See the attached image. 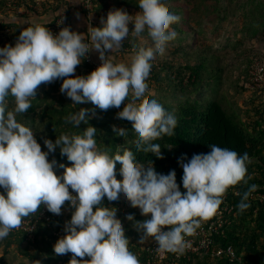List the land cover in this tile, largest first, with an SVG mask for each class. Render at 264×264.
Segmentation results:
<instances>
[{
    "label": "clouds",
    "instance_id": "clouds-1",
    "mask_svg": "<svg viewBox=\"0 0 264 264\" xmlns=\"http://www.w3.org/2000/svg\"><path fill=\"white\" fill-rule=\"evenodd\" d=\"M168 4L169 0H140V14L135 17L123 9L109 11L106 19L101 18V27L88 30L91 44L85 42L84 34L70 27L54 34L48 27L35 24L19 34L14 46L0 47V241L42 205L61 215L67 202L74 211L65 223L66 235L54 245L55 254L72 253L70 264H79L76 257H86L91 264H140L130 251L118 215L101 211L106 204L116 207L127 199L141 215L149 217L141 222L134 214L126 216L142 232L140 243L154 237L158 251L182 255L191 247L186 237L217 213L229 188L251 178L247 152L239 154L212 144L208 153L179 160L182 192L174 169L158 173L133 154L110 159L98 149L97 128L92 125L82 134H61L54 142L45 139L46 150H42L33 130L17 120V114L32 107L31 100L41 84L62 80L60 91L73 104L90 102L100 110L123 112L118 122L131 126L139 138L137 152L162 159L161 146L155 141L175 135L178 121L156 99H148V85L158 59L178 35L173 25L180 17L166 10ZM130 24L134 26L131 33ZM129 35L138 42L146 37L151 41V47L134 50L136 58L130 67L106 55L120 49ZM92 50L99 53L101 65L87 76L74 75ZM9 96L15 101L12 110ZM126 105L130 107L124 112ZM90 111L94 109L80 108L65 117V122L77 128L82 123L89 125ZM115 135L127 139L129 133L117 130ZM57 149L71 162V166L59 165L64 169L62 175L55 171L56 159L49 160ZM257 189L253 184L240 194L237 208L241 213L250 207L249 197Z\"/></svg>",
    "mask_w": 264,
    "mask_h": 264
},
{
    "label": "trees",
    "instance_id": "trees-1",
    "mask_svg": "<svg viewBox=\"0 0 264 264\" xmlns=\"http://www.w3.org/2000/svg\"><path fill=\"white\" fill-rule=\"evenodd\" d=\"M16 2L18 5H33L32 14L23 15L28 20L33 17L46 18L50 16L49 23L43 25L46 27H50L58 13L64 10L67 14L68 27L72 28L70 7L66 6L68 5L66 0H16ZM139 2L140 0H107L102 5L99 0H94V10L108 14L111 10L123 9L135 17L139 13L133 8H139ZM7 4L8 0H0V16L10 15V19H15V16L19 17V15H13L14 13L8 9ZM99 4L102 5V8ZM259 5L263 7L262 4ZM185 6L182 5L178 8L167 5L166 7L167 11L180 17L179 22L173 25L178 33L176 39L180 34L191 38L198 29L196 25L190 24V11L183 10ZM48 11L54 13L51 15ZM262 11L260 6H255L254 25L260 26L258 29L255 28V33L258 32L260 35L255 39L252 47L240 51L239 56H233L235 58L230 56L225 59L226 61L237 60L238 66L232 64V67H229L230 64H226L223 56L214 55L211 50L200 44L195 45L194 37L192 38L193 45L189 42L169 43L165 55L158 59L148 85L151 89L148 99H156L178 121L175 135L164 136L155 141L161 146L162 159L153 153L137 152L139 138L132 132L131 126L118 122L123 112L116 113L112 108L106 111L100 110L90 102L81 105L73 104L71 99L60 91L62 80H56L50 84V87L58 93L57 98L52 97L51 100V91L47 92L44 88L47 104H42L44 102L35 101V98L40 96L37 91L36 97L31 100L32 107L26 113L17 114V120L30 127L33 132L43 133L41 135L44 138H37L41 143L42 150H46L43 144L45 139H51L54 142L61 134H82L86 127L92 125L97 128L95 138L98 149L105 152L110 159L114 160L118 157L125 159L127 154H133L143 165L154 166L158 173L167 174L174 169L177 173V183L180 184L183 191L185 189L182 186L183 169L179 164L180 159L185 156L190 159L193 154L208 153L211 150L209 145L212 144L235 150L239 154L247 152L251 158V163L247 166L248 176L251 178L247 179V183L242 182L229 188L226 192L227 201L230 205L235 206L237 216L233 218L225 236L216 239V246L232 247L236 259L232 260L228 255L208 256L197 258L195 262L182 261L181 264H264V205L258 199L259 194L264 195V99L261 97L262 93L255 92L253 97L240 104L231 97L229 98L228 92L221 87L226 81L228 82V79L230 81L234 79V86L240 94L250 92L247 87L250 73L256 62L264 56V24L257 23L261 21L259 19L264 18L261 14ZM247 14H249L248 17L253 14V11L251 10ZM10 26L13 27L14 34L19 36L25 28L33 26V24L24 28L19 24H10ZM129 28L131 33L134 26L130 24ZM12 45L14 46L15 43ZM149 47H151L149 42L145 40L138 42L129 35L123 41L119 52L126 53L128 50L135 52V49ZM92 71L94 69L83 59L77 66V73L74 75L87 76ZM7 100L9 110H12L15 107L14 98L9 96ZM80 108L94 109L88 113L91 117L89 125L82 123L77 128L66 123L65 117L77 112ZM128 109L127 105L123 111L126 112ZM117 130L129 133L128 138H118L115 135ZM53 158L57 161L55 167L57 175H62L64 171L59 167L60 164L71 166V162L66 157H61L59 149L49 156V160ZM119 172H122V169H118ZM117 182L121 185L124 183L119 179ZM253 184L258 185V189L251 193H254V198H251V195L249 197L250 207L241 213L237 208L241 198L240 194L247 191ZM119 208V206L113 207L106 204L101 211H110L112 214L118 215V218L126 214H134L135 218L139 215L138 208L128 211ZM133 232L137 238L129 243L130 251L136 256L141 253L142 258L140 259L145 261L148 255L145 252L146 245L139 242L141 232L135 230ZM9 254L26 258L31 264L37 260L42 261V264L54 263L50 237L45 234H37L36 244L33 245L26 244L25 236L20 233L9 234L8 237L0 241V262L5 255ZM72 259L73 254L69 264ZM76 259L80 260L79 264H91V261H88L86 257H76Z\"/></svg>",
    "mask_w": 264,
    "mask_h": 264
},
{
    "label": "built area",
    "instance_id": "built-area-1",
    "mask_svg": "<svg viewBox=\"0 0 264 264\" xmlns=\"http://www.w3.org/2000/svg\"><path fill=\"white\" fill-rule=\"evenodd\" d=\"M79 5L86 12L87 18L91 19L94 11V0H79ZM7 6L11 12L17 15H31L32 9H34L32 4L18 5L16 0H8ZM36 9L40 10L39 8ZM64 27H68V19L66 12L62 10L58 13L57 18L48 29L54 34H58ZM6 33L7 35L5 37L10 40L7 44L16 43L18 36L14 34V29L11 32L7 30ZM85 42L91 44L89 37ZM94 51L95 50L89 52L87 58H85V62L95 70L101 65L102 61L94 58ZM247 87L251 92L264 94V56L256 62L251 71ZM121 186H123V184ZM181 191L183 192V190ZM251 198H254V193L251 194ZM258 199L264 205V195L259 194ZM119 207L125 211L133 209L127 199H122ZM73 211L74 209L67 202L62 206L61 215H55L49 212L46 206L42 205L37 213L24 218L21 226L17 229H13L10 234L20 233L24 235L26 244L29 245L36 244L37 234L49 236L52 247V257L54 258L53 264H69L72 253L57 255L54 253V245L60 238L66 235L64 231L65 223L71 219ZM137 211L139 212L138 217L142 216L141 221L149 218L141 215L139 208ZM236 216L237 212L235 206L228 203L227 195L225 194L223 203L219 207L217 213L206 221H203L201 227L194 235L186 237V239L191 241V247L187 249L184 254L177 255L158 251V244L155 238L152 237L151 241L146 244L145 247V252L148 255L146 260L143 261L140 259L142 258L141 253L137 255L140 264H181L182 261L189 263L195 262L197 258L208 256L221 257L225 255H228L234 260L236 259L234 249L232 247L224 248L216 246V239L225 236L227 228L231 226L233 218ZM0 264L3 263L0 262Z\"/></svg>",
    "mask_w": 264,
    "mask_h": 264
},
{
    "label": "rangeland",
    "instance_id": "rangeland-1",
    "mask_svg": "<svg viewBox=\"0 0 264 264\" xmlns=\"http://www.w3.org/2000/svg\"><path fill=\"white\" fill-rule=\"evenodd\" d=\"M259 4H262L263 7ZM168 5H171L172 7L177 6L178 8L182 5H186L187 7H185L187 10L185 7L183 10L187 12L190 11V24L196 25L198 28L193 36L195 39V45L200 44L202 47L208 48L214 55L223 56L224 60L230 58V56L235 58L233 56H239L240 51L250 49L255 42V39L260 35L258 32L255 33V28L258 29V27H260L257 24L254 25L255 6H260V9L263 10L261 14L264 16V0H169ZM133 9L137 10L140 14L139 8L134 7ZM251 10L253 11V14L247 17V15H249L247 12H250ZM49 13L52 15L54 12L51 11ZM13 15L15 16L17 14ZM9 17L10 15L0 16V47L5 46L10 41L5 37L7 35V30H10V32L13 30V27H11L10 24H19V26H22V23H28V19L23 17V15H19V17L15 16V19H10ZM259 20L261 21L257 23L264 24V18ZM193 37L188 38L187 36L180 34L178 39H175L170 43L189 42L193 45ZM87 38L88 35H86L85 41ZM145 41L151 44V41L147 38H145ZM256 44L258 45V42ZM115 54V57L112 58L114 62L125 63L129 67L136 58V53L129 50L126 53H120L118 50ZM225 62L226 64H230L229 67H232V64L238 66L237 60H225ZM75 73H77V69ZM52 83L54 82L40 85L38 87L37 91L40 93V96L39 98L36 97L35 101H42L44 102L42 104H47V96L44 93V88L47 92L51 91V100L53 99L52 97L57 98L58 93L50 87V84ZM221 87L228 92L229 98L231 97L235 102L240 104L255 95L254 92L251 91L245 94H240L234 86V79L231 81L228 79V82L226 81ZM261 97L264 99V94H261ZM128 107H130V105H128ZM125 108H127V105ZM34 134L37 139L41 138V134L43 133L37 134L34 132ZM42 138H44V136Z\"/></svg>",
    "mask_w": 264,
    "mask_h": 264
},
{
    "label": "crops",
    "instance_id": "crops-1",
    "mask_svg": "<svg viewBox=\"0 0 264 264\" xmlns=\"http://www.w3.org/2000/svg\"><path fill=\"white\" fill-rule=\"evenodd\" d=\"M99 1L103 5L106 3L107 0H99ZM66 3L68 4L66 6L70 7L71 27H72L71 30L84 34L85 38H86V35H88V37H89V34H88L89 29H91L92 27H101L102 26L100 24L101 18L107 17V13H104L103 11L96 12V9H95L93 11L91 19H89V18H87L86 12L80 7L79 0H66ZM101 4H99L100 7L102 6ZM50 19H51L50 16L46 17V18L45 17L44 18L33 17L31 20H28V23L27 22L24 24L22 23L21 25L23 27H26L29 24L46 25L49 23ZM118 50L114 51L113 53H111L109 51L108 53H106V55H110L109 58H114L116 55L115 53H117ZM94 58L96 60H100L99 59V53L97 51H94ZM119 209L123 210L121 208H119ZM126 216H127V214L122 215L121 218H118V219H119V222L124 226L125 234L129 238V241L132 242V241H134V239L137 238L134 236L133 230H135V231H140V230H138L136 227H134V222L128 221L126 219ZM135 219H136V221H141L142 216H139ZM141 236H142V232H141ZM150 241H151V238H148L144 242V244L146 245ZM2 263L3 264H31L28 259L20 257L16 254L5 255L3 257Z\"/></svg>",
    "mask_w": 264,
    "mask_h": 264
}]
</instances>
